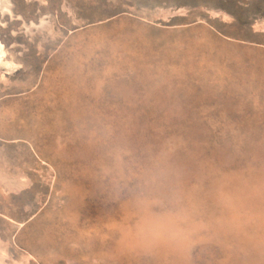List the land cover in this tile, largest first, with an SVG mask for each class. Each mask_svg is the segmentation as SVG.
<instances>
[{"label": "rangeland", "instance_id": "rangeland-1", "mask_svg": "<svg viewBox=\"0 0 264 264\" xmlns=\"http://www.w3.org/2000/svg\"><path fill=\"white\" fill-rule=\"evenodd\" d=\"M0 42V264H264V0H0Z\"/></svg>", "mask_w": 264, "mask_h": 264}, {"label": "bare ground", "instance_id": "bare-ground-1", "mask_svg": "<svg viewBox=\"0 0 264 264\" xmlns=\"http://www.w3.org/2000/svg\"><path fill=\"white\" fill-rule=\"evenodd\" d=\"M4 8H6L7 9V6H2V14L3 15H5V10H4ZM8 10V9H7ZM9 13H8V15H10V17L12 18V19H14L15 18V15L13 14V12L11 11V10H9L8 11ZM42 21V20H41ZM29 24H27L26 26H28ZM31 25H34V22H31ZM4 52V50H3V47H2V44H1V42H0V69L2 68V69H4V70H6L7 72H12V71H14L18 66H17V63H15V62H10L9 60L7 61V60H5V61H3L2 60V56H1V54ZM1 257L4 259V255H2L1 254ZM7 258V257H6ZM4 261V260H3ZM18 263V262H17ZM16 263V264H17Z\"/></svg>", "mask_w": 264, "mask_h": 264}]
</instances>
